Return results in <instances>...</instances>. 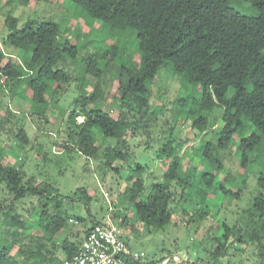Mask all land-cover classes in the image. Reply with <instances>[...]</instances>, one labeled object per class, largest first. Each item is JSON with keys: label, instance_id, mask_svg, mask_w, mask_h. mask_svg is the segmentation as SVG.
I'll list each match as a JSON object with an SVG mask.
<instances>
[{"label": "trees", "instance_id": "16d2710c", "mask_svg": "<svg viewBox=\"0 0 264 264\" xmlns=\"http://www.w3.org/2000/svg\"><path fill=\"white\" fill-rule=\"evenodd\" d=\"M69 1L79 6L87 18L101 21L107 30L118 31L120 36L128 32L135 41L139 60H133L120 45L105 48L100 55L86 53L82 56L84 72L96 79L95 87L89 97L82 98L81 103L74 101L82 108V121L76 123L79 114L75 109L71 110L67 115L69 127L56 144L73 149L85 158L97 160L103 168L118 173L120 167L117 163L129 160L128 140L137 126L134 123L132 127L124 111L113 117L95 104L101 94L100 79L112 63L122 60L117 65L118 102L120 108L141 117L148 104L149 87L156 80L159 68L167 63L184 84L200 86L199 97L192 101L188 110H183L184 119H192V127L203 132L208 114L215 106L221 107L222 125L217 141H207L199 149L200 157L216 172L202 171L195 179L193 169L183 173L180 157L175 152L176 146L168 142L157 150L159 158L169 159L162 178L144 194L142 177H134L124 190L128 205L144 227L163 228L172 222L171 204L174 187L178 186L181 191L178 202L186 201L194 192L199 199L191 210L181 208L182 214L187 217L185 224L205 219L209 215L204 205L205 191L213 186L219 174L218 189L221 194L238 199L240 189L231 188L236 177L224 172L225 152L234 146L239 153L238 175H243L251 164L264 165V0ZM241 3H246L247 9L253 12L248 14L237 10L234 5L242 6ZM17 21V17L7 13L4 20L8 31L5 39L9 45L22 51L23 61L15 63L8 59L2 65L6 54L0 48V74L4 79L19 80L25 85L31 92L33 110L30 114L46 122L48 96L54 92V85L58 87L60 83L72 79L70 73L57 66L65 57L75 61L80 47L69 39L59 44V27L52 20L28 21L19 30ZM227 92H230L228 96ZM86 103L88 106H85ZM179 103L185 107L183 98ZM16 137L19 143L26 144L25 130L20 129ZM98 137L102 139L99 143ZM134 170L141 173L143 167L136 164ZM194 181L204 183L202 191L194 190ZM0 184L12 194V201L26 197L35 200L34 212L44 233L43 243L38 248L17 245L19 233L3 226L22 228L20 214L12 206L0 204V264H28L33 258L51 264L53 250L49 247L53 248L55 244L46 235L50 238L64 227L66 216L62 203L79 200L88 210L87 203L91 197L83 188H77L72 197L60 194L48 182L37 183L32 176L25 179L18 167L5 165L1 159ZM256 184L257 192L252 198L246 220H236L232 225L222 222V234L212 235L211 248L203 249L206 259L197 258L189 264H216L228 248H240L247 244L257 245L264 258L263 173L256 175ZM89 217L90 225L81 238L78 236L77 242L64 239L60 243L65 258L74 254L88 229L99 222ZM12 245L17 247L21 259L11 253ZM150 264L155 263L150 261ZM238 264L244 263L240 261Z\"/></svg>", "mask_w": 264, "mask_h": 264}, {"label": "rangeland", "instance_id": "374dc122", "mask_svg": "<svg viewBox=\"0 0 264 264\" xmlns=\"http://www.w3.org/2000/svg\"><path fill=\"white\" fill-rule=\"evenodd\" d=\"M241 4L242 6H234L241 12H253L252 9H247L246 3ZM7 13L17 17L18 30L28 21L52 20L59 27V44L64 39H69L80 47V52L74 57L75 61L65 57L57 66L70 73L72 79L60 83L58 87L54 85V92L48 96L46 122L30 114L33 110L31 92L25 85L19 80L4 79L0 74L1 162L18 167L25 179L32 176L37 183H50L60 194L72 197L77 188H83L91 197L87 203L88 210L79 200H66L62 203L66 223L52 237L46 235L51 243L55 244L53 248L49 247L53 250L51 264H62L65 253L60 243L64 239L77 242L78 236L81 238L83 231L90 225L89 216L99 222L113 223L133 252L155 264H189L197 258L206 259L207 254L203 249L211 248L212 235L222 234L221 223L232 225L236 220L243 221L248 217L252 198L257 192L256 175L264 174V165L251 164L243 175H238L239 153L232 146L225 152L224 172L227 171L236 177L231 188L240 189L239 198L232 199L229 195L221 194L218 189L219 174L213 186L207 191L206 188L203 190L206 192L204 205L207 206L209 215L189 224H185L187 217L182 214L181 208H194V203L199 200L195 195L197 192L180 203V187L175 186L171 204L172 222L163 228H147L138 221L133 208L128 205L124 190L134 177L140 175L144 183L143 193L146 194L151 185L162 178L169 159L159 158L157 150L168 142L176 146L175 152L180 157V169L183 173L193 169L194 179L202 171L215 173V168L207 165L200 157L199 149L207 141H217L222 125L221 107L215 106L208 114L203 132L192 127V119H184L183 110H188L192 101L199 97L200 86L184 84L182 78L173 74L167 63H163L156 80L149 87L148 104L145 113L140 117L132 111L120 108L117 65L121 64L122 60H116V64L112 63L100 79L101 94L95 104L113 117L124 111L132 127L135 124L137 127L134 129V135L128 140V162L117 163L119 172L113 173L103 168L97 160L85 158L73 149L62 148L56 141L63 138V132L69 127L67 115L71 110L75 109L79 114L76 123L82 121V108L76 106L74 101L81 103L82 98L89 97L95 87L96 79L84 72L82 56L86 53L100 55L105 48L120 45L125 48L126 54L138 61L139 54L134 39L128 32L125 35L120 32L123 35L120 36L118 31L107 30L101 21L87 18L80 7L69 0H0V48L6 54L2 65L8 59L15 63L23 61L22 51L6 42L8 31L4 20ZM229 94L230 92H227V96ZM182 98L186 102L185 107L179 103ZM20 129L26 132V144L17 141L16 134ZM101 141L98 137L97 142ZM136 164L143 167L141 173L134 170ZM193 184L194 190L202 191L204 183L194 181ZM201 194L200 192L199 195ZM0 204L4 207L12 206L20 214L22 228L18 230L3 226L19 233L17 245L38 248V245L43 243L44 233L34 212L35 200L26 197L12 201V194L0 184ZM10 251L21 259L15 245L10 247ZM240 261L244 264H264V258L255 244L228 248L216 264H238ZM28 264L45 263L33 258Z\"/></svg>", "mask_w": 264, "mask_h": 264}, {"label": "built area", "instance_id": "2783aa9c", "mask_svg": "<svg viewBox=\"0 0 264 264\" xmlns=\"http://www.w3.org/2000/svg\"><path fill=\"white\" fill-rule=\"evenodd\" d=\"M62 264H150L133 252L113 223L93 224L81 239L76 251Z\"/></svg>", "mask_w": 264, "mask_h": 264}]
</instances>
